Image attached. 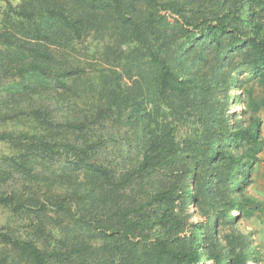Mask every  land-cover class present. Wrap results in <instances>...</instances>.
I'll list each match as a JSON object with an SVG mask.
<instances>
[{"label": "trees", "instance_id": "1", "mask_svg": "<svg viewBox=\"0 0 264 264\" xmlns=\"http://www.w3.org/2000/svg\"><path fill=\"white\" fill-rule=\"evenodd\" d=\"M212 1H217L219 9L205 16L197 14L196 8L190 15L183 14L178 0H147L145 20L151 28L168 14L179 17L177 35L157 39L160 50L144 35L142 19L134 20L126 13L124 0H22L9 5L0 21V72L26 74L29 81L11 87L9 95L0 99V118L27 114L38 125L47 119L41 107L26 109L22 95L28 88L35 91L51 84L70 88L67 79L78 71L56 67L52 46L72 36L81 39L103 13L114 14L123 25H133L157 76L156 88L149 95L139 93L126 99L129 120L136 124L141 141L137 165L131 171H124V156L101 157L104 140L81 147L28 131L0 132V141L16 146L12 154L0 156V205L33 217L30 234L15 235L0 228L1 246L11 247L32 264H93L87 253L98 246L97 253L105 255L108 264H126L132 243L125 237L133 232L126 221L134 209H124V187L138 181L148 184L160 173L168 181L146 195L135 210L151 208L156 217L153 226L190 230L194 245L175 249L166 239L157 240L158 259L142 264L256 261L249 237L223 236L221 227L251 218L261 208L249 185L264 151L259 116L264 110V0ZM171 41L184 55L178 63L195 74H180L168 62ZM235 100L244 103L240 111L232 108ZM116 102L114 97L110 101L111 105ZM63 126L83 130L88 124ZM15 175L25 185L8 183ZM29 181L37 183V193L27 186ZM41 184H47L44 191ZM53 186L57 193H51ZM179 186L181 196H177ZM179 204L192 205L202 219L184 216L177 211ZM52 213L54 220L49 217ZM48 220L59 234L47 228ZM39 237L51 240L50 249L37 243Z\"/></svg>", "mask_w": 264, "mask_h": 264}, {"label": "rangeland", "instance_id": "2", "mask_svg": "<svg viewBox=\"0 0 264 264\" xmlns=\"http://www.w3.org/2000/svg\"><path fill=\"white\" fill-rule=\"evenodd\" d=\"M178 1L184 6L182 13L187 15L192 14L193 8L198 9L197 14L205 16L213 15L219 9L217 1L212 0ZM20 2L22 0H0V21L4 19L3 13L9 5L15 6ZM124 7L126 13L134 20L142 19L144 35L155 49L160 50L161 47L158 38L172 37L177 30L176 20L179 17L176 14L166 15L164 21L158 19L151 28V23L145 20L149 13L147 0H124ZM173 43L171 41L167 51L168 62L180 74L188 72L195 74L193 69L189 68L185 71L178 63V60L182 59L184 55L179 51L177 52L178 47L175 48ZM52 49L57 58L56 67L78 71L74 76L67 79L70 88L59 89L55 88L54 84L42 88L36 87L35 91L28 88L27 93L22 95L26 109L28 107L33 109L41 107L42 113L48 114L46 116L48 120L43 119L38 125V123L32 122L27 114L26 116L14 117L15 114L13 113L10 114L13 115L12 118H0V132L19 133L28 131L33 135L44 136L47 139L60 142H70L81 147L86 146L91 141L104 140L106 146L100 150L101 157L114 159L124 156V171H131L137 165L141 141L136 124L129 120L130 102H126V99L129 95L139 96V93L149 95L156 88L154 82L156 81L157 70L151 66L145 42L140 40L133 25L125 23L123 25L117 21L114 14L109 12L99 16L96 24L87 29L81 39H75V36H72L68 42L58 43L56 46H52ZM5 62L8 64L6 59ZM186 66H190L188 60ZM27 77L26 74L0 72V99L9 95L8 91L11 87H15L19 83L27 84L29 81ZM234 93L235 96L238 95L239 90L236 88ZM113 97L117 98V102L111 105L110 101ZM123 97L124 105H120ZM243 107V102L238 100L232 102L234 111H240ZM68 122L87 123L88 127L83 130L64 127L63 124ZM15 151L16 146L0 141V156L12 154ZM59 168L60 166H55L56 170ZM171 169L169 168L167 171L170 172ZM14 177L9 179L8 183L16 184L15 187L25 185L24 182L19 184L20 179L17 175ZM167 181L168 179L159 173V175L151 178L148 184L146 181H138L124 187V209H134L126 221V223L130 222L133 230L129 237H125L132 243L126 253V264H142L147 259L156 261L158 259L155 250L156 242L160 239H166L169 246L175 249L191 248L194 245V240L190 238V230L179 228L168 231L159 226H153L152 221L156 217L151 208L142 212L135 210L144 201L146 195L150 194L151 191L159 190ZM252 183L249 185V192ZM27 186L37 193V183L29 181ZM41 188L44 191L47 184H41ZM52 188L51 193L59 191L55 186ZM182 194L183 191L179 186L177 196ZM177 211L183 213L184 216L186 213L190 219L197 221L202 219L198 214H194L192 205L185 207V205L179 204ZM191 214L194 215L191 217ZM49 217L54 220L56 215L52 213ZM32 218V215H18L0 205V228H6L15 235L30 234ZM258 220L257 216L242 217L234 225L221 227L223 236L225 233H238L250 238L251 249L256 257V261L251 262V264H264V253L260 246L258 234L261 232L259 227H262L263 224L258 223ZM49 222L50 220L46 225L47 228H52L55 234H59L60 231L49 225ZM36 240L41 247L50 249L51 240H45L44 237H39ZM97 248L98 246H94L87 253V258L93 264H108L105 262L107 257L97 253ZM162 262V264H167L166 260ZM0 264L32 263L27 257L21 256L11 247L0 245Z\"/></svg>", "mask_w": 264, "mask_h": 264}, {"label": "crops", "instance_id": "3", "mask_svg": "<svg viewBox=\"0 0 264 264\" xmlns=\"http://www.w3.org/2000/svg\"><path fill=\"white\" fill-rule=\"evenodd\" d=\"M262 119L261 136L264 138V110L259 113ZM260 161L254 165L252 176L254 182L250 186V194L259 202L260 210H258L255 216L258 217V223L263 224L259 227L260 233L259 240L260 246L264 253V151L259 155ZM260 215V216H259Z\"/></svg>", "mask_w": 264, "mask_h": 264}]
</instances>
